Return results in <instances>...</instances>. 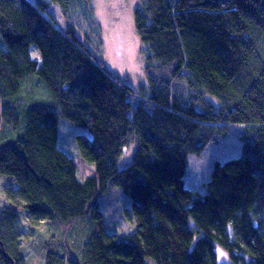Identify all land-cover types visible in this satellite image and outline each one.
<instances>
[{"label":"trees","instance_id":"16d2710c","mask_svg":"<svg viewBox=\"0 0 264 264\" xmlns=\"http://www.w3.org/2000/svg\"><path fill=\"white\" fill-rule=\"evenodd\" d=\"M48 2L65 19L83 13L93 43L90 0ZM48 2L0 0V177L17 184L2 188L0 264L29 263L21 218L61 235L85 224L77 251L50 233L40 264H264V0H140L132 21L146 81L137 90L72 25L60 26ZM59 118L91 133L75 135L82 160L94 164L85 179L59 147ZM229 123L242 125L241 153L214 161L202 190L186 187L188 155L225 136ZM110 186L135 216L125 239L103 222Z\"/></svg>","mask_w":264,"mask_h":264},{"label":"rangeland","instance_id":"374dc122","mask_svg":"<svg viewBox=\"0 0 264 264\" xmlns=\"http://www.w3.org/2000/svg\"><path fill=\"white\" fill-rule=\"evenodd\" d=\"M46 1L48 2V0ZM139 2L140 0H90V5L93 7L91 11L92 21H95V25L88 30V33L92 37L93 43H96V48L93 47L94 44L92 42L84 38L88 24L91 22H86L83 13L80 14L78 10L71 9L70 12H73L76 16L71 17L67 14L65 17L69 19H65L56 3L50 4L48 2V5H50V13L56 18V22L60 26L72 25L75 28V32L83 38V42L87 45L90 43L97 58L131 89L137 90L146 81L144 47L135 33L132 21V12ZM77 19H79L78 22ZM95 28L98 29L96 33L99 34V39L95 36ZM32 55L41 59L40 52L35 45H32ZM228 125V131L225 136L219 137L216 141L208 144L201 154L188 155L184 175L186 187L202 190L203 182L209 178L214 161H224L241 153L239 132L242 125L239 123H229ZM58 130L59 147L76 161L79 169L78 177L81 179L87 178L93 173L94 164L82 160L75 135L82 133L90 137V131L86 126H81L66 118H59ZM134 149L135 145L132 143L120 156L118 159L120 167L130 162ZM6 185L15 187L17 184L12 177H0V207L7 203L2 190L3 186ZM120 192H122L120 188L110 186L104 194L105 198L100 200L99 206L103 213V222L106 230L115 233L120 239H125L127 235L134 232L136 221L130 201L124 195H121ZM120 196L126 200V204L124 203L125 200ZM104 201L105 203H103ZM126 210L132 221L127 217ZM48 225L52 226V224L44 220L33 224L25 218H21L17 222L24 258L29 262L27 264H40L44 241H52L50 239L53 238V241L60 242L58 245L64 248L63 250L73 249L77 251V246L84 238L82 231L85 228V224L82 222H77L72 232L67 231L63 235L59 232V228H49ZM190 225H192L191 219ZM111 229H114V231ZM50 233L58 237L57 239L59 240L53 236L47 239V236H51L49 235ZM215 251L220 262H228L226 252L222 247L215 246ZM145 263L154 264V260L146 257Z\"/></svg>","mask_w":264,"mask_h":264}]
</instances>
